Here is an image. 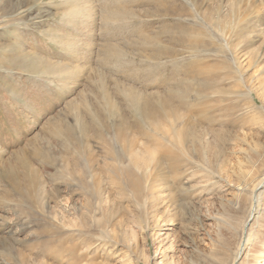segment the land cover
Here are the masks:
<instances>
[{
    "label": "rangeland",
    "instance_id": "obj_1",
    "mask_svg": "<svg viewBox=\"0 0 264 264\" xmlns=\"http://www.w3.org/2000/svg\"><path fill=\"white\" fill-rule=\"evenodd\" d=\"M263 178L264 0H0V264H264Z\"/></svg>",
    "mask_w": 264,
    "mask_h": 264
},
{
    "label": "bare ground",
    "instance_id": "obj_2",
    "mask_svg": "<svg viewBox=\"0 0 264 264\" xmlns=\"http://www.w3.org/2000/svg\"><path fill=\"white\" fill-rule=\"evenodd\" d=\"M72 2H73V0H72ZM162 2V1H161ZM167 11H169V12H171V11H174V8H172V6H170V7H168V9H167ZM113 14V13H112ZM111 14V15H112ZM113 15H115V14H113ZM149 106V105H148ZM154 112V111H153ZM160 112H162V111H160ZM159 113V112H158ZM158 113H155V114H153L154 116H157L158 115ZM163 115V114H162ZM153 116V117H154ZM161 116V115H160ZM135 145V143L133 142V139H131V143L129 144V147H131V148H133V147H135L134 146ZM135 167V169H140V166L139 165H136V166H134ZM122 173H124V170L122 171ZM126 176H127V178L130 180V182H131V184L133 185V186H135V185H138V180L140 179V177H138V174L136 175L135 173H132V171L129 169V170H126ZM159 175L157 174L154 178H153V180H154V184L156 185L157 184V182L160 180L159 179V177H158ZM262 184H264V178L259 182V184H258V186H261ZM257 196V195H256ZM258 206H256V207H254L253 206V203H252V205H251V207H250V209H249V212H248V218H247V221L245 222V225H246V223L247 222H249L250 223V221L252 220V219H254L255 218V215L256 214H258ZM258 217V216H257ZM257 219V218H256ZM244 225V226H245ZM242 252V251H241ZM239 254H240V250H238V251H236V253H235V255H234V258H233V260H232V262H231V264H239L238 262H239V260H238V258H239Z\"/></svg>",
    "mask_w": 264,
    "mask_h": 264
}]
</instances>
